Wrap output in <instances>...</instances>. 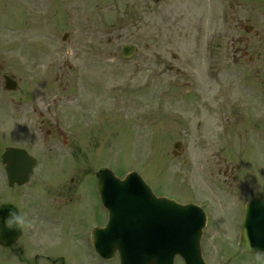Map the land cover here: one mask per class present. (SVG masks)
Listing matches in <instances>:
<instances>
[{
	"label": "rangeland",
	"instance_id": "obj_1",
	"mask_svg": "<svg viewBox=\"0 0 264 264\" xmlns=\"http://www.w3.org/2000/svg\"><path fill=\"white\" fill-rule=\"evenodd\" d=\"M10 145L38 160L15 190L20 214L34 209L33 249L63 244L65 264L104 222L100 167L204 203L207 264H264L226 242L237 203L264 198V0H0V154ZM1 250L0 264H21Z\"/></svg>",
	"mask_w": 264,
	"mask_h": 264
},
{
	"label": "water",
	"instance_id": "obj_2",
	"mask_svg": "<svg viewBox=\"0 0 264 264\" xmlns=\"http://www.w3.org/2000/svg\"><path fill=\"white\" fill-rule=\"evenodd\" d=\"M133 52L134 48L131 45H126L122 48L123 57H129L133 54ZM6 80L7 82L5 88L7 90H14L16 85L15 82L9 79ZM4 162L6 164L8 179L14 180L18 184L24 183L28 180L32 173V169L36 164L35 160L21 149H7L4 153ZM11 166L15 168L13 171L11 170ZM97 179L99 192L110 212L111 222L109 223V229L112 228V230H114L112 231L114 232L112 237L114 240V250L117 249L119 251L123 263L134 264L133 260L137 257V254L130 252L131 250L127 243L125 244V247H123L120 243H118V241L121 239H127V237L129 238V233L131 235L139 234L140 236V230L143 227L145 228L144 233L146 234H154L160 231L165 235L171 230H176L179 235H185L193 230L196 234L194 243L197 245V248L194 249L193 255L197 259V262L200 261L198 239L201 234V229L204 226L205 217L199 208L192 205L178 206L165 198H158L155 200L154 206L144 212L143 208L145 206V202L152 201L155 197L152 195L150 189L143 184L139 177H137L135 181L130 182V188L125 190V194L121 196L118 195L123 191V186L118 183L119 181L111 174V172L106 169H101L97 173ZM143 196L145 197L143 198ZM10 208V206H3L0 208V241L1 243L6 244H9L10 242H5L3 238V234L7 231V228L3 225V217L7 216ZM151 212L154 214L153 216L149 215ZM160 215L162 217L161 221ZM127 216H132V220L125 219ZM164 216L166 219H164ZM169 218L174 219V221L170 223ZM129 228H131L132 231H130ZM244 228L248 235L243 238L241 244L242 250L264 251V245H261V247L251 246V243L248 242L251 241L255 243V241H264L260 238V234L264 236V232L257 228V225L254 224V220L246 224ZM16 231L17 228L13 229V232ZM105 232L106 230L94 231L93 240L95 241V237H97L98 234L101 235ZM118 233L120 235H118ZM149 236L151 237L149 240H153V237L151 235ZM102 238L104 239L102 242L97 244V247L99 252L103 254L107 246L106 235ZM139 238H137L138 242ZM140 241L144 242L148 241V239L141 237ZM164 243L165 241L157 245L158 253L157 255H154L153 258L146 259L147 254L144 253L142 257L143 264H151V260L155 261L154 264H171V252L167 250V246H164ZM188 245L191 249V244L188 243ZM187 264H190L189 260L187 261Z\"/></svg>",
	"mask_w": 264,
	"mask_h": 264
},
{
	"label": "flooded vegetation",
	"instance_id": "obj_3",
	"mask_svg": "<svg viewBox=\"0 0 264 264\" xmlns=\"http://www.w3.org/2000/svg\"><path fill=\"white\" fill-rule=\"evenodd\" d=\"M17 188L18 186L15 185L11 187H7V186L5 187L6 189L5 193L3 192L2 194H0V206L6 203L12 204L17 208L20 214L21 211L17 205L18 196L17 193L15 192ZM28 213L31 215L23 216L22 214H20L22 217H24L25 223L20 226V235L18 239L8 247H1L0 250L1 249L8 250V254L13 255L14 257L17 256L20 262L24 264H29L30 262H32V264H41V262H45V264H65L66 262L64 261L65 258L64 254L66 251L64 250L63 244L60 245L58 243V246L54 247V250L52 252L50 251L52 250V248H49L51 247V243H44L38 246L36 249H33L34 244H37L36 240L34 239V236L35 234L38 233V230L33 223L34 209L32 208L28 210ZM30 217L32 218V223H30ZM61 234H64V232L61 231ZM22 238L24 240L26 239V241H23ZM3 250L1 251L3 252ZM55 252H58V254H55ZM253 256L256 257H251L250 259L264 260V254L257 253V254H253ZM3 257L6 258V251H4ZM69 257H71V255H69ZM86 257H88L89 260H92L91 257L87 256V254L85 256V259ZM71 258H69L70 261ZM84 260L79 261V263L85 264Z\"/></svg>",
	"mask_w": 264,
	"mask_h": 264
},
{
	"label": "clouds",
	"instance_id": "obj_4",
	"mask_svg": "<svg viewBox=\"0 0 264 264\" xmlns=\"http://www.w3.org/2000/svg\"><path fill=\"white\" fill-rule=\"evenodd\" d=\"M25 223L22 217L15 209H9L7 216L3 217V225L9 230H13Z\"/></svg>",
	"mask_w": 264,
	"mask_h": 264
}]
</instances>
